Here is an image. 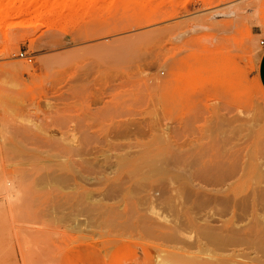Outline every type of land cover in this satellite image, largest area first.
Instances as JSON below:
<instances>
[{
    "label": "rangeland",
    "instance_id": "obj_1",
    "mask_svg": "<svg viewBox=\"0 0 264 264\" xmlns=\"http://www.w3.org/2000/svg\"><path fill=\"white\" fill-rule=\"evenodd\" d=\"M262 38L264 0H0V264L217 262L191 202L264 195Z\"/></svg>",
    "mask_w": 264,
    "mask_h": 264
},
{
    "label": "bare ground",
    "instance_id": "obj_2",
    "mask_svg": "<svg viewBox=\"0 0 264 264\" xmlns=\"http://www.w3.org/2000/svg\"><path fill=\"white\" fill-rule=\"evenodd\" d=\"M194 75H196V74L194 73ZM230 166H232V163ZM229 169H231V167ZM229 172H231V171H229ZM221 174H223V173H221ZM221 174H220V176H221ZM218 175H219V172L214 177L211 174L208 177V175L205 173L202 177L200 175L199 176L201 179L205 180L206 183L211 182L213 184L214 182L217 181L218 178H215V177ZM224 175H228V174L225 173ZM227 180H229V179H227ZM218 184H220V183H218ZM7 188H9V187H7ZM225 188H227V186H225ZM222 190H224V189H222ZM215 192H217V191H215ZM209 193L196 192V194L194 195V199L192 200L193 202H191V204L192 203L194 204L196 202H200L201 203L200 206L202 207V203L206 205V204H210L212 202H216V204L219 202L223 205L219 206L221 208L218 209L217 208L218 207L217 205L219 204L218 203L216 205L217 207L215 206L217 208V211H219V210L224 211L227 209L229 211L230 215L228 218L226 217L227 219H225L223 217L224 220H222L221 224L218 226L214 225L212 227L211 226L212 224L211 225L209 224V226L206 225V226L200 227L202 229L201 234L205 240V244H211L213 246V251H214L213 256L217 262L210 261L207 259H204V260L203 259H201V260L200 259H194V257H192V259H191L192 263L191 264H264V226H263L264 223L262 224V215L256 211V209L258 208L264 212V195L258 194V195H254L251 198L244 197V196L237 197L235 189H233L232 192L229 194L218 195V194L214 193L212 195ZM247 198L251 199V201L249 203L246 200ZM197 205H195V207H199V204H197ZM245 208H250L251 211L254 212L251 215V220L249 221V223H247L250 225L247 227V229H237V215H240L239 212L245 210ZM238 210H240V211L238 212ZM192 211H194V210H192ZM210 211H212V210H210ZM217 213L213 214L212 216H214V215L218 216ZM219 214H221V213H219ZM212 216H210V217L214 218ZM222 216H223V214H222ZM222 216L219 215L218 218L222 217ZM204 219L205 218L203 217V220ZM215 219L216 218H214V220ZM214 220H213V222H215ZM217 220H218V222L220 221L219 219H216V221ZM208 221H210V220L208 219ZM142 230H143V228H142ZM141 233H143V232H141ZM199 235H200V233H199ZM141 237H142V234H141ZM142 238H145V237L143 236ZM187 242H188V240H187ZM237 244H246V246H248L249 248H252L253 251L256 252V254L259 253V255H256L255 257H253L252 259H250V261H243L241 259L238 260L236 258L237 254H235L234 249L232 248L233 246H235ZM193 246H194V244H193ZM225 251H227V253H225ZM158 257H159L158 258L159 264H167V263H164L161 261L160 256H158Z\"/></svg>",
    "mask_w": 264,
    "mask_h": 264
},
{
    "label": "crops",
    "instance_id": "obj_3",
    "mask_svg": "<svg viewBox=\"0 0 264 264\" xmlns=\"http://www.w3.org/2000/svg\"><path fill=\"white\" fill-rule=\"evenodd\" d=\"M257 79L264 89V49L258 59Z\"/></svg>",
    "mask_w": 264,
    "mask_h": 264
},
{
    "label": "built area",
    "instance_id": "obj_4",
    "mask_svg": "<svg viewBox=\"0 0 264 264\" xmlns=\"http://www.w3.org/2000/svg\"><path fill=\"white\" fill-rule=\"evenodd\" d=\"M259 44H261L262 46H264V38H262V39L259 40ZM20 55L21 56H24L23 53H20ZM24 57L27 58L28 60H30L29 57H26V56H24Z\"/></svg>",
    "mask_w": 264,
    "mask_h": 264
}]
</instances>
